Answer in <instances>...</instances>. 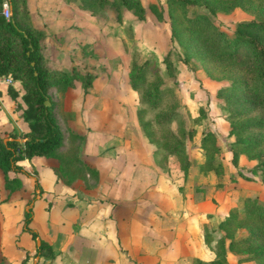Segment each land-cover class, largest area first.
<instances>
[{
  "label": "rangeland",
  "instance_id": "obj_1",
  "mask_svg": "<svg viewBox=\"0 0 264 264\" xmlns=\"http://www.w3.org/2000/svg\"><path fill=\"white\" fill-rule=\"evenodd\" d=\"M43 1L47 7L59 3V0ZM66 1L72 3L76 9L77 24L73 25V29L78 31L66 38L69 50L65 66L68 69L69 65H73L71 67L79 71L90 70L94 75L90 88L86 91L79 87L80 79H75L78 86L75 85L76 87L67 94V110L61 109L64 94L51 91L49 95L57 101V119H66L67 116L69 119H83V127H87L89 135L85 137L86 153L99 155L104 149L111 153L120 148L119 142L122 143L123 163H126L124 173L134 172L138 168L142 171L136 170L137 173L140 172L138 178L145 183L148 172L145 173L143 168L146 164L143 157L144 151H147L145 158L155 169L152 179L156 188L170 191L168 200L171 205H178V208L172 205L174 209L171 212H195L199 215V221L201 220L200 231L202 232L204 221L214 228L213 236L221 232L216 226L228 207H240L242 201L248 197H256L264 202L261 173L258 170L252 173L249 170L257 159L264 155V149L252 157L243 153L237 154V164L233 165L230 161L231 149L237 148L240 140L228 134V122L225 118L229 107L244 109L257 105L260 99L254 95L218 91L219 87L229 83L231 79L254 69V55L248 53L237 63L214 58L211 49L194 40L187 32L178 30L176 34L172 33L169 22L170 17H173L175 27L183 29L187 26L184 15H192L196 11L202 13L204 18L229 37L234 33L239 21L264 20V2L207 0V5L193 3L186 6V9L176 5L172 8V15H169L167 0ZM2 2L3 0H0V13ZM82 4L88 8H82ZM34 7L32 11L40 15L38 9L41 7ZM37 18L40 20L41 17ZM38 29L43 31L42 37L50 33L49 28ZM79 31L80 35H84L85 42L75 47L74 41L81 37ZM164 57L170 62L171 74L166 72ZM145 59H151L155 63L159 76L170 89L163 97L165 104L171 102L174 97L177 109L186 120V127L194 129L192 137L185 141L190 163L184 177L177 167L176 158L165 154L155 143L147 140L137 117V109L142 104L139 101V92L130 87L127 75L133 63H141ZM71 61L73 64H70ZM148 79L151 80L152 77ZM0 83L5 86L7 94L8 91L13 92V97L9 94L8 96L17 111L16 119H23L21 111L25 106L22 98L24 89L20 82L11 78L10 82ZM6 100L10 101L9 98ZM150 116L149 113L145 117ZM120 122L123 130L120 134L121 141L118 140L119 134L114 135V129ZM98 126L99 130L96 129ZM205 130L213 133L217 145L213 157L221 166V174L216 175L212 170H208L203 178H199L197 164L203 160V156L198 139ZM117 159L120 160V157ZM118 160H112V165L119 164ZM129 160L132 162H128ZM133 160H136V163ZM194 180L199 181L196 184L199 188H195ZM175 187L182 193V200L174 194ZM171 193L174 196H171ZM192 196L195 200L202 196L205 198L195 202L191 200ZM195 229L197 231V228ZM199 244L203 245V256L213 255L209 246L201 241ZM249 250L227 251V264H262L249 259L237 260Z\"/></svg>",
  "mask_w": 264,
  "mask_h": 264
},
{
  "label": "crops",
  "instance_id": "obj_2",
  "mask_svg": "<svg viewBox=\"0 0 264 264\" xmlns=\"http://www.w3.org/2000/svg\"><path fill=\"white\" fill-rule=\"evenodd\" d=\"M26 2L32 25L50 29V33L40 39L46 64L71 70L73 65L68 69L65 66L69 50L66 38L78 31L73 29L77 24L75 7L66 0L48 7L43 0ZM35 5L41 7L40 15L32 11ZM80 34L81 31V37L74 41L75 47L85 42L84 35ZM76 83L64 91L61 109L67 110V94ZM8 98L10 101L6 100ZM11 101L0 83V133L3 137L10 130L27 129L25 120L16 119L17 111ZM55 120L63 135L61 144L52 155H32L17 161L25 171L17 173L22 185L7 199H2L0 170V262L18 264L23 259L21 264H194L196 259L212 257L203 256V245L199 244L204 243L199 215L180 210L171 212L174 204L168 200L170 191L156 188L152 179L155 169L145 158L147 151H144L143 168L148 178L144 183L138 178L142 172L138 168L139 173L136 170L124 173L122 143L111 153L104 149L92 156L84 148L85 137L89 135L87 127H83V119L68 116L57 119L55 115ZM118 124L114 135L119 134L121 141L123 130L121 122ZM96 129L99 130V126ZM112 160H118L119 164L112 165ZM174 194L182 200V193L176 187ZM204 198L195 200L192 196L191 200L199 202ZM27 210L30 211L27 226L36 232L34 237L23 227ZM40 240L49 248L43 247L41 252L35 253ZM48 250L53 253L50 260H47Z\"/></svg>",
  "mask_w": 264,
  "mask_h": 264
},
{
  "label": "trees",
  "instance_id": "obj_3",
  "mask_svg": "<svg viewBox=\"0 0 264 264\" xmlns=\"http://www.w3.org/2000/svg\"><path fill=\"white\" fill-rule=\"evenodd\" d=\"M207 0H167L169 11L180 5L183 9L193 3L207 5ZM261 1L264 0H254ZM11 14L4 18L0 13V74L17 79L24 93L22 98L25 106L21 115L27 123V129L10 130L3 141L0 133V170L3 175V198L7 199L11 192L22 185L18 172H25L17 163L20 158L32 155H52L62 142V132L55 120L57 101L49 94L51 91L64 93L68 86H74L76 78L80 79L83 91L90 86L94 73L74 69L52 67L46 64L41 50L43 31L35 28L30 20L26 0H8ZM239 2V0H237ZM82 8H88L81 5ZM186 27L177 29L175 19L170 17L171 32L178 30L187 32L189 36L211 49L212 56L232 63L240 62L248 53L254 55L256 66L246 71L242 76L233 78L229 83L219 87V92L254 95L260 99L255 106L244 109L229 107L225 115L228 122V134L239 139V146L231 149L230 161L237 164V154L248 157L259 154L264 149V20L249 19L236 24L232 36L209 22L202 13L194 11L192 15H184ZM166 72L171 74L170 62L164 57ZM152 77V79H148ZM130 87L139 92L142 104L137 109V117L143 134L149 142H153L165 154L176 158L177 167L183 177L189 167V159L185 149V141L192 137L194 129L186 127V120L177 109L175 98L167 104L163 97L170 92L169 87L159 76L158 67L151 59L141 63H133L128 70ZM8 94L13 97L12 91ZM47 99L49 104H44ZM229 106V105H228ZM150 117H145L147 114ZM174 126V127H172ZM17 137L23 140H17ZM203 160L197 164L199 178H203L208 170L216 175L221 174V166L213 157L217 151L213 133L205 130L198 139ZM250 172L261 173L264 183V155L249 169ZM199 180V179H198ZM198 180H194L196 185ZM195 188H199L196 185ZM30 211L24 213L23 227L34 237L36 232L27 223ZM202 241L209 246L213 255L208 260L196 259L194 264H227V251H246V255L238 257V261L254 260L264 263V202L256 197H248L240 207L230 206L218 221L217 228L221 231L213 236L214 228L207 223L202 224ZM238 229H244L238 232ZM43 247L49 248L40 240L35 253ZM53 257L48 250L47 260ZM21 259L18 264H21ZM11 264V263H5ZM38 264H45L39 262Z\"/></svg>",
  "mask_w": 264,
  "mask_h": 264
},
{
  "label": "built area",
  "instance_id": "obj_4",
  "mask_svg": "<svg viewBox=\"0 0 264 264\" xmlns=\"http://www.w3.org/2000/svg\"><path fill=\"white\" fill-rule=\"evenodd\" d=\"M1 5H2V7H1L2 15L6 19L9 18L10 14H11V9H10V4H9L8 0H3ZM1 81L10 82L11 77L9 75H6V74H0V82Z\"/></svg>",
  "mask_w": 264,
  "mask_h": 264
},
{
  "label": "water",
  "instance_id": "obj_5",
  "mask_svg": "<svg viewBox=\"0 0 264 264\" xmlns=\"http://www.w3.org/2000/svg\"><path fill=\"white\" fill-rule=\"evenodd\" d=\"M43 103L47 105V104H49V101H48L47 99H44V100H43ZM6 139H10V137H8V136H4V137H3V141H5ZM17 140L21 141V140H23V138H21V137H17ZM36 241H37V243L39 242L38 239H36Z\"/></svg>",
  "mask_w": 264,
  "mask_h": 264
}]
</instances>
